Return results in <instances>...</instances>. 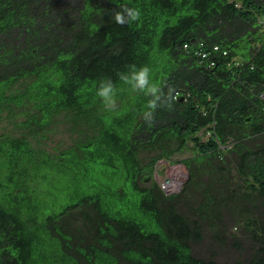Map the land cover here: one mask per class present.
I'll use <instances>...</instances> for the list:
<instances>
[{"label": "trees", "instance_id": "1", "mask_svg": "<svg viewBox=\"0 0 264 264\" xmlns=\"http://www.w3.org/2000/svg\"><path fill=\"white\" fill-rule=\"evenodd\" d=\"M122 5L141 19L118 24ZM198 42L219 46L213 65ZM133 64L171 103L151 125L150 97L117 76ZM103 77L117 87L111 111L96 95ZM58 123L73 142H45ZM232 157L264 198V0H0V264H264V224L236 205L251 193L231 186ZM158 160L187 168L182 194L201 221L153 180ZM56 174L68 196L43 210L32 192ZM79 205L86 231L72 232L62 214ZM227 210H246L263 255H194L202 224L217 232Z\"/></svg>", "mask_w": 264, "mask_h": 264}, {"label": "rangeland", "instance_id": "2", "mask_svg": "<svg viewBox=\"0 0 264 264\" xmlns=\"http://www.w3.org/2000/svg\"><path fill=\"white\" fill-rule=\"evenodd\" d=\"M208 105H210V101ZM50 127L51 125H49V128ZM62 128H64V125H61L59 123L52 125V131L47 132L48 135L45 139V142L49 145H52L56 141H61L62 145L73 142L74 132L69 131L68 129H64L65 131H63ZM202 131L203 130H200L198 133L202 134L201 139L204 140L206 134H203ZM188 143L191 145L190 141ZM142 154L149 155L148 153H141V155ZM189 155H191V149L188 148L179 152L176 157L183 158ZM230 162L231 171L229 174L232 181L231 186L237 187L239 184L238 189H240L242 193H251L250 196L245 197V202L239 200V204L236 205H240L241 208L245 207V209H248L247 212H250V214L253 216V221H258L257 223L262 222L264 224L263 195L258 189H252L249 184L247 182H244L242 177L239 176L235 167H233V157ZM56 178L57 174L56 176H52L53 181L47 180L49 181L48 184H46V182V185L42 189H40V197L37 195V191L34 190L32 192L34 198H36L37 200L39 199L40 202L43 203V210L51 209L52 206L63 203L68 196L66 185L63 183V181L56 180ZM152 178L160 186L164 185V183H169L172 178H177L176 181L180 184L178 183L177 187L167 189L169 190V192L173 191L179 194L178 202L180 209L187 215H189V218L192 219V221L194 219L201 221L200 218H197L198 214L194 211L196 201L182 194L183 188L185 187L189 179V172L181 162L170 164L165 160L157 161L154 165ZM52 183H54V185L51 186L52 190H50V185ZM232 202L235 204L236 199H232L229 201V203ZM80 208L81 205L74 208H68L66 212L62 214V218L64 219L63 224L60 225L67 227L70 222V218L73 217L72 224L71 227L69 226V229L71 228L70 230H73L72 232H76L78 227L83 232H85L87 225L82 218L81 213L78 210H75ZM75 212L77 213L76 217ZM245 214L246 210H244V213H241V210L240 213H238L237 211L232 213L231 210L225 211V215L223 216L222 221L216 223L215 229L217 230V232H214L213 229H210L208 224L203 223L201 238L196 241H190V246L194 251V255L206 259H213L220 263L232 262L235 260L246 263L256 258L258 255H263L262 253H259V248L263 246V243L253 238L252 234L253 232H255L253 230L254 224L253 221L250 222V226L248 228V226L246 225V221H243ZM78 260L80 262L85 261L84 257L81 255L78 256Z\"/></svg>", "mask_w": 264, "mask_h": 264}, {"label": "clouds", "instance_id": "3", "mask_svg": "<svg viewBox=\"0 0 264 264\" xmlns=\"http://www.w3.org/2000/svg\"><path fill=\"white\" fill-rule=\"evenodd\" d=\"M141 15L142 13L138 8L127 5H122L118 11L113 13L115 21L121 25L138 22L141 19ZM184 50L189 52V49L184 48ZM213 54L211 57H213ZM194 55L196 54L194 53ZM206 60L209 61V59ZM117 76L122 84L129 86L135 92L142 93L145 96L150 97L146 105V110L142 114L143 119L149 125L154 122V113L157 108L166 107L169 110L171 109V103L166 102V97L161 87L152 80L151 69L147 65H142L140 67H137L134 64L128 65L126 67V71L118 72ZM96 95L106 110L111 111L116 108L117 87L111 78L103 77L98 81ZM176 179L172 178L169 183L167 182L160 186L164 193H171L168 189L177 187Z\"/></svg>", "mask_w": 264, "mask_h": 264}, {"label": "built area", "instance_id": "4", "mask_svg": "<svg viewBox=\"0 0 264 264\" xmlns=\"http://www.w3.org/2000/svg\"><path fill=\"white\" fill-rule=\"evenodd\" d=\"M199 43V44H198ZM197 44V47H198V49L196 50V52H195V54L197 55V56H200L202 59L204 58V59H209V63H210V65H212L213 64V62H214V59H213V57H211V55L213 54V53H215V52H217V51H219L220 49H219V47H218V45H212V48L211 49H205V50H203V48H202V46H203V44H202V42H198ZM186 45V44H185ZM184 45V46H185ZM186 49H188V48H186ZM222 53L223 54H226V51H222ZM211 57V58H210ZM261 96H263V95H261Z\"/></svg>", "mask_w": 264, "mask_h": 264}, {"label": "bare ground", "instance_id": "5", "mask_svg": "<svg viewBox=\"0 0 264 264\" xmlns=\"http://www.w3.org/2000/svg\"><path fill=\"white\" fill-rule=\"evenodd\" d=\"M179 167V166H178ZM178 170V169H177ZM179 182H177V185H178Z\"/></svg>", "mask_w": 264, "mask_h": 264}]
</instances>
